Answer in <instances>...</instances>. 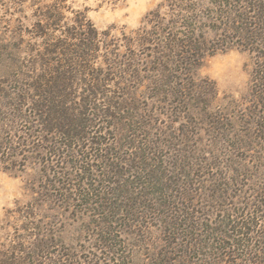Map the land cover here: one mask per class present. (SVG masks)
I'll use <instances>...</instances> for the list:
<instances>
[{"label": "rangeland", "instance_id": "rangeland-1", "mask_svg": "<svg viewBox=\"0 0 264 264\" xmlns=\"http://www.w3.org/2000/svg\"><path fill=\"white\" fill-rule=\"evenodd\" d=\"M55 6L72 32L90 23L99 47L59 99L75 119L46 134L30 86L77 62L55 47L59 32L42 33ZM171 12L166 0H0V264H252L232 255L224 223L264 234L256 56L206 11L204 41L229 48L189 71L185 54L155 69L145 43Z\"/></svg>", "mask_w": 264, "mask_h": 264}, {"label": "trees", "instance_id": "trees-1", "mask_svg": "<svg viewBox=\"0 0 264 264\" xmlns=\"http://www.w3.org/2000/svg\"><path fill=\"white\" fill-rule=\"evenodd\" d=\"M166 4L168 5L170 11H172L170 15L177 20H175V22H172L170 20L169 23L170 17L168 18V21L167 18L162 19V22H160V27L159 25L157 27L158 30L155 33V40H149L145 43H148L149 47L152 45V64L155 66V69L163 67V65L167 61L169 62V64H173L174 62H177L176 57H181V54L183 57V55L185 54L184 59L186 61V64L188 65L189 71L196 68L200 64L203 56H205L206 54L213 55L219 50L221 52H224L229 48L224 46V48L217 49L219 48V46H217L216 48L210 42L204 41L203 38L204 34L206 33L204 32V29L206 28H196V24L199 22L198 17H200L198 14L202 13L203 15V13L207 11L210 15L212 14V16L216 17H211L209 21H211L212 23L216 22L220 24L222 26V30L226 34L234 33L237 38L248 44L245 45L249 46V50L255 53L256 72L254 71L255 73H252V88H257V91L260 90L258 92V95H263L262 93L264 90L262 87L264 86H262L261 84L258 87L257 82L264 77V66L262 64V62L264 61V52H262V49H264V0H166ZM45 20L46 24L42 26V33H44V35L46 36L47 32L49 33L53 30L59 32V43L56 44L55 47H57V50L61 49L63 50V52H66L71 56H76L77 59V62H73L72 59H69V61H71V64L76 65V67L74 66V68L68 69V67L66 66L69 61H64L62 69L61 67L59 68V66H56L55 68H52L54 71L50 70V72L46 73L44 71L45 74L37 75L35 81L30 86L34 88V93L32 96L36 99L40 97V100L38 102H34L35 104L31 109L43 113L38 114L37 119L40 120L41 126L43 128L42 131L47 134L50 133L52 129H61L62 125H64L65 127H69L71 121L75 119L74 116L72 117L69 115L67 117V114H70L72 109H70V112L69 110L67 111V109H65V114H62L63 109L61 107L59 108V99L63 96H66L67 86L76 81L75 80L73 82L74 78H76V75H78L77 77H79L87 72V68H84L86 67L84 62L86 61L87 57L90 56V52L89 54L87 53L88 51L98 50L99 46L98 44H96V39L98 36L97 32L92 28L90 23L87 22V28L83 23H80L81 32L78 33L72 32V28L64 27L65 24L63 23L65 17L63 15L61 7L57 9L54 8L53 15H46ZM51 20L53 21V24L51 23ZM215 27L212 29L218 28ZM207 28L210 29L211 27L207 26ZM73 39H78L82 43H71V40ZM208 43H210V45H208ZM241 46L244 48V45ZM125 64L127 66L131 65L127 63ZM257 67H260L258 71ZM48 69L49 67L46 68L47 71ZM115 69L116 68H112V70ZM126 70L127 68H123V72H125ZM160 71L162 72L163 70ZM86 75H89V73H87ZM107 75L108 74H104L101 78L97 75V73H90V81H88H93V83L94 81H96V83L98 82L102 85L105 84V82L109 81ZM256 77L258 78V80ZM90 90H92V88H90ZM90 90H88V93L90 92ZM95 90L96 93L99 94L100 91L98 90V88H96ZM86 101H89V99ZM74 111H76V109H74ZM256 112L258 114L260 111L256 110ZM80 114H85V112L80 109ZM18 117L24 120V117L20 116L19 114L17 118ZM81 119L82 118H78L79 122L76 120L78 122L77 126H80L84 123L85 120ZM123 119L124 121L127 120L126 118ZM62 121L63 123H67H62V125H60ZM54 125H57L58 128H54ZM62 134L64 135L66 133L62 132ZM92 143L96 146L99 145L95 142H91V144ZM136 157L138 158V160L141 158L138 155H136ZM249 223L250 225L248 226H251L252 228L247 229L246 224L244 223L233 224L232 222H225L224 227L226 228V230L224 234H226L227 238L232 241V243L229 245L230 247H233L232 255L236 254L240 255V257L243 256L245 257L244 262L246 261L249 263L252 262V264H257L261 263L260 260L263 259L257 260L255 253H252L250 250H248V241H255L254 243L258 244L257 247H260L259 252L264 255V234H257V236H254L253 233H258L256 230H254V228L256 229V225L255 223H251V221H249ZM249 235H252V238H249ZM239 250L240 253H237V251ZM170 253L171 252H169V254ZM169 259L166 261V264H174V262L176 261V258H174L173 260ZM242 260H240V262ZM262 263L264 264V262Z\"/></svg>", "mask_w": 264, "mask_h": 264}]
</instances>
